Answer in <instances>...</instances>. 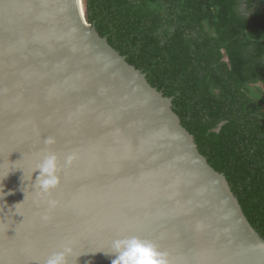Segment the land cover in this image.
<instances>
[{
	"label": "water",
	"instance_id": "95a60500",
	"mask_svg": "<svg viewBox=\"0 0 264 264\" xmlns=\"http://www.w3.org/2000/svg\"><path fill=\"white\" fill-rule=\"evenodd\" d=\"M48 137L62 172L44 223L32 172ZM131 237L171 264H264L225 175L83 0H0V264H43L69 241V264H111L112 241Z\"/></svg>",
	"mask_w": 264,
	"mask_h": 264
},
{
	"label": "trees",
	"instance_id": "16d2710c",
	"mask_svg": "<svg viewBox=\"0 0 264 264\" xmlns=\"http://www.w3.org/2000/svg\"><path fill=\"white\" fill-rule=\"evenodd\" d=\"M86 22L172 110L264 239V0H83Z\"/></svg>",
	"mask_w": 264,
	"mask_h": 264
},
{
	"label": "clouds",
	"instance_id": "9594fccd",
	"mask_svg": "<svg viewBox=\"0 0 264 264\" xmlns=\"http://www.w3.org/2000/svg\"><path fill=\"white\" fill-rule=\"evenodd\" d=\"M55 143L54 137L45 139V148L38 155L32 172V174L39 172L33 188L37 195L35 201L37 208L41 204L45 205L44 212L39 214L40 221L44 223L50 220L49 214L60 204L58 200L51 198L52 192L60 186L62 172L60 157L51 150V146ZM76 159L74 153L66 155L64 167H70ZM72 254L73 247L69 241L63 244L61 250L46 257L43 264H69V257ZM105 254L115 257L111 260V264H171L168 253L160 251L151 241L141 240L137 237L112 241L111 252Z\"/></svg>",
	"mask_w": 264,
	"mask_h": 264
}]
</instances>
